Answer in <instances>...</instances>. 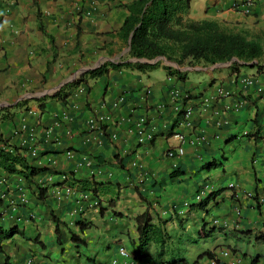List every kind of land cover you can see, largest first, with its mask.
Wrapping results in <instances>:
<instances>
[{
  "label": "crops",
  "instance_id": "crops-1",
  "mask_svg": "<svg viewBox=\"0 0 264 264\" xmlns=\"http://www.w3.org/2000/svg\"><path fill=\"white\" fill-rule=\"evenodd\" d=\"M133 1L0 0V109L11 108L12 114L10 120L0 122V147L1 140L32 146L31 163L51 167L56 174L41 176L46 186L65 178L71 182L73 173L76 180H93L90 187L97 189L99 200L95 207V197L69 186L74 192L67 200L54 198L53 187L44 201H38L36 189L0 170L2 207L15 204V209H9L15 217L32 213L33 221L24 222L23 230L38 235L43 244L18 236L6 240L0 264L29 260L32 264H153L155 248L141 263L132 258L140 237L135 218L145 210L134 187L158 202L152 224L164 236L175 234L181 239L175 247L189 263L207 250L218 264H250L256 257L257 264H264V242L255 239L264 233V95L235 83L228 64L177 67L187 73L184 84L192 98L185 105L162 66L156 76L154 70L110 71L89 81V87L69 90L65 101H39L80 74L127 57L129 48L118 32L128 15L125 6ZM188 17L216 21L257 40L264 65V0H252L249 6L246 0H192ZM238 76L264 77L249 68ZM219 87L234 92V97L219 99L215 92ZM23 101L25 105H17ZM186 107L193 109L194 125L175 127V119ZM100 117L107 119L90 126V120ZM255 119L259 134L242 137L255 130ZM30 129L33 142L28 140ZM173 130L199 141L187 144L181 158L170 159L166 151L178 145L169 135ZM141 134L150 138L140 141ZM214 161L219 167H203ZM174 169L179 172L171 176ZM205 185L223 191L205 209H186L184 203H192ZM232 185L235 190L229 189ZM81 197L83 219L91 224L82 235L86 245L75 249L63 231L60 247L51 212L69 221L80 213L81 205L74 204ZM203 221L221 229L220 233L203 242L188 237ZM119 249L128 257L121 256ZM169 258L163 257V263ZM198 264H212V259L204 257Z\"/></svg>",
  "mask_w": 264,
  "mask_h": 264
},
{
  "label": "trees",
  "instance_id": "trees-1",
  "mask_svg": "<svg viewBox=\"0 0 264 264\" xmlns=\"http://www.w3.org/2000/svg\"><path fill=\"white\" fill-rule=\"evenodd\" d=\"M192 0H135L125 6L128 11L127 17L124 19L118 36L129 48L127 59H145L152 61L156 58H165L168 62L175 63L177 67H194L202 65L204 67L215 66L217 64H228L227 69L230 74L236 76L235 83H239V73L242 69H255L257 73L264 75V65L261 64L263 49L260 43L250 38L244 32H237L233 29L224 27L220 23L212 20L195 21L188 17L190 4ZM127 59L121 60L118 63L107 62L100 67L80 74L73 81L62 86L52 96L40 99V102L46 99H60L65 101L68 97L69 90H77L85 85L89 87V81L96 80L100 77L108 75L110 71H119L121 69L136 70L140 72L152 71L153 69L162 66L166 71L167 77L173 78L175 87L181 92V104H186L192 97L189 96V91L184 84L187 73L180 71L169 65L158 61L156 64H143L140 62H127ZM179 85L178 86H176ZM84 87V86H83ZM186 87V88H185ZM185 89V90H184ZM264 95V93H263ZM27 101L20 102L18 106L25 105ZM11 108L0 109V122L10 120L12 114ZM183 114L181 111L175 119V127L180 126L183 122ZM253 125H257L256 119L252 121ZM194 125V121H193ZM194 129V128H193ZM253 132H247L242 135L250 139L259 134V128H254ZM174 130L169 134L174 136ZM188 140V139H187ZM3 146L0 147V170L9 176L21 178L28 188L33 187L36 192L38 201H44L49 189L53 188V197L57 200L69 199L72 190L71 187H76L78 192L90 193L94 200L96 199L95 207L99 206L98 191L95 187H90V181L93 180H76L74 174L71 173V182L65 178L60 182L46 186L41 176L56 175L52 172V168L37 167L29 160L31 148L22 146L8 145L7 142L1 140ZM187 144H185L186 146ZM184 146V147H185ZM33 158V157H32ZM34 159V158H33ZM84 162H87L86 160ZM215 161L205 163L203 167L207 170L219 167ZM179 172L178 169L173 170L174 174ZM59 172H57L58 174ZM51 175V176H52ZM64 175V174H63ZM142 184V182H141ZM230 186L229 189H233ZM228 189V188H227ZM135 193L142 203L145 204V210L137 215L136 230L139 233V241L136 249L133 252L132 258L134 262L141 263L149 256L151 248H155V259L153 264H198L199 260L204 257L213 259L214 256L210 251H204L196 260L189 263L186 259L179 257L175 246L179 245L180 238L175 234L164 236L160 228L152 224L156 214L154 205L158 204L156 200H148L139 190L134 187ZM69 191V193H68ZM223 189L216 190L205 185L197 190L193 197V202L184 203V207L205 209L209 201L219 195ZM74 192V191H73ZM76 192V191H75ZM82 193H80L82 195ZM73 194V193H72ZM83 194V196H85ZM82 196V197H83ZM77 199L74 205H81L77 208L80 213L69 221H61L51 212L52 221L54 224V235L57 245L63 247V231L68 235V241L75 248L85 246L86 243L82 237L84 231L91 228V224L83 219V198ZM202 198V199H201ZM3 201L0 199V253H3V244L6 240H10L15 236L20 237L25 241L32 242L35 245L43 246L38 235L29 236L23 230L24 222L33 221L32 213H28L26 218L15 217L12 209L17 207L11 203L3 206ZM92 204V205H93ZM76 208V207H74ZM76 210L71 214H75ZM75 219V220H74ZM163 222V221H162ZM221 229L209 227L203 221L202 226L197 230H193L188 234L192 235L199 241H208L214 238L215 234L220 233ZM243 235H248L250 232H240ZM256 241L264 242V233L255 237ZM170 257L168 261L163 263V257ZM258 257L254 258L250 264H257Z\"/></svg>",
  "mask_w": 264,
  "mask_h": 264
},
{
  "label": "built area",
  "instance_id": "built-area-1",
  "mask_svg": "<svg viewBox=\"0 0 264 264\" xmlns=\"http://www.w3.org/2000/svg\"><path fill=\"white\" fill-rule=\"evenodd\" d=\"M252 3V0H246V5L249 6ZM239 82L241 83L242 87L245 89H253L255 93L263 94L264 93V77H256V76H244L239 77ZM82 88V87H81ZM81 92V90H80ZM216 96L219 99H228L232 96L234 97V92L226 90L224 88H217L216 89ZM177 97V92L173 93V98ZM242 103H239L235 107H239ZM183 123L181 124L184 128L191 129L193 125V109L191 107H186L183 114ZM106 117H100L98 120L95 121H89L90 126H99L101 122L106 120ZM28 140L30 142H33L35 139L34 131L29 130L28 131ZM143 138H150L149 136L144 137V134H141L140 141ZM173 138L177 141L178 145L176 149H169L166 151L167 158L174 159V158H180L184 155V146L185 144H194L197 143L199 140L197 138H193L192 140H187V138L181 134V133H175ZM35 150L32 149L31 154L34 155ZM69 156H71V153H67ZM69 193V191H68ZM202 199V198H201ZM119 254L123 257H127V253L123 249H119ZM224 255H228L227 253H224ZM27 264H32L31 261H27Z\"/></svg>",
  "mask_w": 264,
  "mask_h": 264
},
{
  "label": "water",
  "instance_id": "water-1",
  "mask_svg": "<svg viewBox=\"0 0 264 264\" xmlns=\"http://www.w3.org/2000/svg\"><path fill=\"white\" fill-rule=\"evenodd\" d=\"M164 61V63L166 65H169V66H173V67H176L177 68V65L175 63H171V62H168L165 58H156L152 61H148V60H145V59H140V60H137V59H131L129 60L128 62H140V63H143V64H151V65H154L156 64L158 61Z\"/></svg>",
  "mask_w": 264,
  "mask_h": 264
},
{
  "label": "rangeland",
  "instance_id": "rangeland-1",
  "mask_svg": "<svg viewBox=\"0 0 264 264\" xmlns=\"http://www.w3.org/2000/svg\"><path fill=\"white\" fill-rule=\"evenodd\" d=\"M128 57H126L125 56V58L124 59H127ZM128 60V59H127ZM161 62H163V64H165L164 63V61H161ZM156 69V70H155ZM155 69H153L154 71L153 72H155L153 75L154 76H156V75H160V72L158 71V69L157 68H155ZM245 129H248V127L247 128H245ZM218 170H221L220 168H218ZM227 180H228V177H227ZM231 180V179H230ZM230 180H228V181H230ZM228 185V182L225 184V186H227ZM205 244H207V242H205Z\"/></svg>",
  "mask_w": 264,
  "mask_h": 264
},
{
  "label": "clouds",
  "instance_id": "clouds-1",
  "mask_svg": "<svg viewBox=\"0 0 264 264\" xmlns=\"http://www.w3.org/2000/svg\"><path fill=\"white\" fill-rule=\"evenodd\" d=\"M180 158H181V157H180ZM225 253H227V252H225ZM227 254H228V253H227ZM127 257H128V255H127ZM127 257H126V258H127ZM212 264H218V261H217L215 258H213V259H212Z\"/></svg>",
  "mask_w": 264,
  "mask_h": 264
}]
</instances>
